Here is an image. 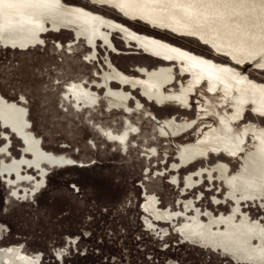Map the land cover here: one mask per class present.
Here are the masks:
<instances>
[{"label":"rangeland","instance_id":"374dc122","mask_svg":"<svg viewBox=\"0 0 264 264\" xmlns=\"http://www.w3.org/2000/svg\"><path fill=\"white\" fill-rule=\"evenodd\" d=\"M28 1L0 0V264H264V114L238 95L241 120L218 122L229 78L264 92V8ZM194 64L216 93L205 80L188 103L157 98ZM161 76L173 82L149 86ZM214 128L231 151L182 156Z\"/></svg>","mask_w":264,"mask_h":264},{"label":"bare ground","instance_id":"6f19581e","mask_svg":"<svg viewBox=\"0 0 264 264\" xmlns=\"http://www.w3.org/2000/svg\"><path fill=\"white\" fill-rule=\"evenodd\" d=\"M98 1L104 2L107 0H98ZM153 1L154 0H132L129 2V5L133 6L135 8H139L142 5V8H144L145 10H152V9H154ZM176 1H181V0H160L159 4L161 6L169 7ZM197 1L198 2L196 4V6H197L199 16L203 15L202 9L204 7L210 6L209 4L211 2H213V0H197ZM226 1L232 2V3L235 2V0H226ZM214 3L216 5L219 4L216 2H214ZM241 3H242V7H244L245 9H249V10L252 9L254 6H257V7L261 6L262 8H264V3L258 4V2L256 0H252L251 2H246L245 0H241ZM26 4L32 8H35V9H45L46 10V8H49L54 13L58 10L57 7L59 6L56 2H45V1H41V0H30ZM210 8H211V6H210ZM2 13L3 12L0 11V22L1 21L5 22V17L3 16ZM78 14L83 16V14L80 12ZM181 22L183 23L184 21L182 20ZM191 24L198 27L196 22H192ZM71 25H72V27H66V28L71 30V31L81 30L80 27H77V25H75V23L74 24L69 23L66 26H71ZM2 30L0 29V33H2ZM122 39L125 40L124 38H122ZM148 48L149 49H156L157 51L159 50L160 53H164V51L161 48H159V46H157L155 44H151L150 47H148ZM215 54L219 55V51L215 52ZM173 55H178V54L173 53ZM167 57H169V56H167ZM161 64H163V63H161ZM234 66H236V65H234ZM179 68H180V66H179ZM188 71L191 73L190 76H193V79L186 82V84L183 87H181L179 92L171 93L169 95H166L162 92H158L157 98L159 97V99L161 101L171 100V101H176L178 103L179 102L188 103L190 100V97L196 93V90L202 86V84L205 82V80H208L210 82V85H212L211 86V92L212 93H216L217 90H219L221 88V81L217 77L214 76L212 71H210V70L204 71V70H202L201 67H199L196 64H194L190 68V70H187L186 72H188ZM180 74L183 75V72H181ZM172 80L173 79L168 77V76H161L159 79L153 81L152 84L149 86H153V87H156L157 89L158 88L160 89L162 86L166 87V86L170 85L173 82ZM232 82H233L232 79L229 78L227 85H225V89L227 90L226 93L228 94V96H225V98H226L227 102L230 101L228 98H231V101H230L231 105H232L230 107L231 110L229 112H226V114H224V115H220V117L218 119L219 124L221 126H223L228 131L232 130V124L233 123H236V122L241 120L242 114H244L245 110L247 109V106H244V105L241 106L242 105L241 102H239L240 104H238V99H239L237 97L238 95L240 97H243L244 99H251L253 102H255L258 105L257 106L258 108L256 107L255 111L258 113L264 114V92L260 88H257L255 86L249 84L248 82L242 83V87L237 89L234 82L233 83ZM130 88L133 89V90L131 89L132 91L136 90L133 87H130ZM236 92H237V94H236ZM141 93H143V91H141ZM141 96L144 97V93L141 94ZM233 102H235V103H233ZM245 102L248 103L247 101H245ZM0 105H2V106L6 105L5 101L1 97H0ZM187 124L191 125L192 123L190 122ZM252 130L255 131V134L257 135L258 139L260 140L259 143L261 145V149H260V152L258 154L260 157H264V133L257 131L256 127H252ZM249 132H250L249 128L242 130L241 139H239L240 144H244L245 140L248 139ZM16 136H18L20 138L19 135H16ZM212 141L214 143L218 142L215 145L218 146L219 150H230L231 151V143L229 142L228 139L226 140L224 132H222L221 130H218L217 128H214V129L210 130L209 132H207L206 138L201 139L197 145L185 146L184 148L182 147V149H181V151H183L182 156L185 159H187L188 157L194 155L196 152L199 153V150L204 149V150L208 151L207 147H209V149H210V145L212 144ZM236 148H237V146H235V149ZM35 164H36L35 165L36 167L39 166V162H36ZM18 166L19 165L15 166L16 169H18ZM220 169H223V167H220ZM261 196L264 197V191L260 192L259 197H261ZM246 197H247V200L253 198L252 196H250V194H246ZM150 207H151L150 210H152L151 211L152 214L155 213L158 216L161 215L158 211L153 209V206L151 204H150ZM207 241H209V240H207Z\"/></svg>","mask_w":264,"mask_h":264},{"label":"flooded vegetation","instance_id":"af4514ba","mask_svg":"<svg viewBox=\"0 0 264 264\" xmlns=\"http://www.w3.org/2000/svg\"><path fill=\"white\" fill-rule=\"evenodd\" d=\"M251 127V126H250Z\"/></svg>","mask_w":264,"mask_h":264}]
</instances>
